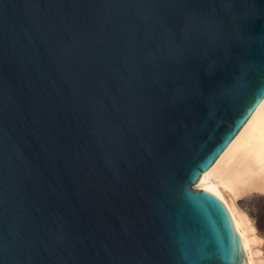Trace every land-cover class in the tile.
<instances>
[{
  "label": "water",
  "instance_id": "water-1",
  "mask_svg": "<svg viewBox=\"0 0 264 264\" xmlns=\"http://www.w3.org/2000/svg\"><path fill=\"white\" fill-rule=\"evenodd\" d=\"M264 97V0H0V264H246L194 188Z\"/></svg>",
  "mask_w": 264,
  "mask_h": 264
},
{
  "label": "bare ground",
  "instance_id": "bare-ground-1",
  "mask_svg": "<svg viewBox=\"0 0 264 264\" xmlns=\"http://www.w3.org/2000/svg\"><path fill=\"white\" fill-rule=\"evenodd\" d=\"M193 185L224 203L246 264H264V97Z\"/></svg>",
  "mask_w": 264,
  "mask_h": 264
},
{
  "label": "rangeland",
  "instance_id": "rangeland-1",
  "mask_svg": "<svg viewBox=\"0 0 264 264\" xmlns=\"http://www.w3.org/2000/svg\"><path fill=\"white\" fill-rule=\"evenodd\" d=\"M194 186V185H193Z\"/></svg>",
  "mask_w": 264,
  "mask_h": 264
}]
</instances>
